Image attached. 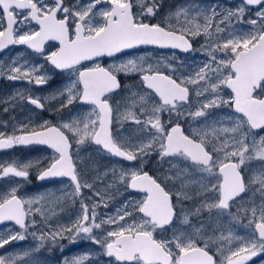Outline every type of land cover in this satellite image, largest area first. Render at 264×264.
Returning <instances> with one entry per match:
<instances>
[{
  "label": "snow or ice",
  "instance_id": "1",
  "mask_svg": "<svg viewBox=\"0 0 264 264\" xmlns=\"http://www.w3.org/2000/svg\"><path fill=\"white\" fill-rule=\"evenodd\" d=\"M162 6L0 0V53L23 46L40 57L0 60V79L43 86L52 73L67 74L46 97L20 90L0 101L5 113L24 104L58 117L0 120V151L51 149L43 160L0 162L8 184L0 225L16 226L0 232V264H35L41 248L64 240H86L97 252L63 264H249L264 256V0ZM147 49L170 54H140ZM85 145L130 166L88 177ZM34 169L39 181L66 178L71 191L22 193ZM110 189L139 195L102 212L115 198ZM69 202L78 210L65 222ZM30 238L31 247L6 248Z\"/></svg>",
  "mask_w": 264,
  "mask_h": 264
},
{
  "label": "flooded vegetation",
  "instance_id": "2",
  "mask_svg": "<svg viewBox=\"0 0 264 264\" xmlns=\"http://www.w3.org/2000/svg\"><path fill=\"white\" fill-rule=\"evenodd\" d=\"M191 3H199L201 5L206 6V4H223L230 7H235L240 3V0H162V13H166L174 9L175 6L183 5V4H191ZM199 42H194V47H198ZM145 51L156 57L159 55H169V50H152L147 49L142 51L140 54H145ZM21 52L25 55L30 56L33 61H37L40 59L36 54L29 53L27 50L23 48V46L13 47L9 50H6L4 53H0V60L7 62L12 56L16 53ZM177 56L181 59L191 62L192 56L191 54H184L177 52ZM196 59H200V55L196 54ZM47 69L48 66L45 65ZM122 84H132L136 82V77H130L125 79L121 77ZM67 82V74L54 72L51 74V78L49 79L48 84L43 86H32L28 85L24 82H13L7 79H0V101L5 100L11 95H14L17 91L26 90L30 91L34 94L40 95L41 97H46L50 94L57 92L58 90L65 87ZM6 105L4 103H0V120H9L10 116H14L17 120H23L25 118H32L33 121L39 120H52L56 121L58 118L54 111H44L41 112L39 110H34L30 105L19 104L17 108L10 112L5 113L3 111ZM79 108V105H73L72 110H76ZM69 109L64 110V115L66 116ZM214 112H220L221 110L215 109L212 110ZM51 155V149L47 148L43 145H29V146H20L11 150L0 151V162L10 161L12 159L19 160H43L46 157ZM80 159L84 164L85 172L88 177H91L94 170L103 171L105 169H109L112 167H129L130 162L120 160L116 157H110L106 153L99 152L97 150V146L95 145H85L80 151ZM156 166V162L153 159L151 162V167L147 170L151 171ZM167 167V165H165ZM8 187V184L5 181L0 180V190H4ZM103 190V186H101ZM71 191V184L66 178H57L54 180H45L39 181L36 179L35 169L33 170L32 176L29 181L23 184L21 188V192L27 194L28 196H34L39 194H54L57 197H63L65 192ZM114 193L115 198L109 205L108 209H101L102 212H113L116 207H118L123 201L128 199H134L138 197V193L132 191H121L115 192L114 189L109 190V195ZM78 210V205H73L72 203H66L65 209L63 212V220L66 222L76 211ZM10 229L12 231L16 230V226L12 225L8 222L6 225H0V232L6 231ZM242 231V230H239ZM36 241L31 238L27 241H22L19 244L22 245L23 248H28L34 245ZM17 243L13 242L12 245L6 246V248L11 249L16 246ZM61 246L63 251H61ZM3 251V250H0ZM40 252L44 255V259L48 262L47 264H63V260L65 257L72 258L74 256H78L84 253H93L97 252V247L86 240H81L78 243L70 244L67 240L59 242L56 246H45L40 249ZM34 257H36L34 255ZM100 264H106L104 258L100 259ZM249 264H264V256L254 257L252 261H249Z\"/></svg>",
  "mask_w": 264,
  "mask_h": 264
},
{
  "label": "rangeland",
  "instance_id": "3",
  "mask_svg": "<svg viewBox=\"0 0 264 264\" xmlns=\"http://www.w3.org/2000/svg\"><path fill=\"white\" fill-rule=\"evenodd\" d=\"M221 5H223V4H221ZM206 6H211V5H209V4H206ZM223 6H226V5H223ZM12 248H15L16 249V251H20L21 250V248H23L22 247V245H16V246H14V247H12ZM11 248V249H12ZM35 256L36 257H34V261H35V264H47L48 262L44 259V255L39 251V252H37V253H35Z\"/></svg>",
  "mask_w": 264,
  "mask_h": 264
}]
</instances>
